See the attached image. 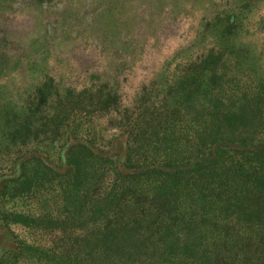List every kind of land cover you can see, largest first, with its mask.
Masks as SVG:
<instances>
[{"label": "trees", "instance_id": "16d2710c", "mask_svg": "<svg viewBox=\"0 0 264 264\" xmlns=\"http://www.w3.org/2000/svg\"><path fill=\"white\" fill-rule=\"evenodd\" d=\"M228 49L188 55L130 102L118 66L80 90L46 81L0 139V235L12 239L0 264H264V49ZM17 228L84 229L106 259L53 253Z\"/></svg>", "mask_w": 264, "mask_h": 264}, {"label": "rangeland", "instance_id": "374dc122", "mask_svg": "<svg viewBox=\"0 0 264 264\" xmlns=\"http://www.w3.org/2000/svg\"><path fill=\"white\" fill-rule=\"evenodd\" d=\"M262 23L264 0H0V139L48 80L61 90L71 83L80 90L95 69L107 70L117 80L120 74L114 71L120 68L119 82L130 102L142 84L151 86L160 72H171L188 55L218 41L225 42L231 55L263 50ZM50 136L43 138V146L50 144L47 149L58 142ZM46 151L58 164V153ZM41 201L30 204L35 213L46 210L44 196ZM15 231L31 244L52 247L53 253L66 247L76 257L106 259L84 229ZM11 240L0 235V253L12 246Z\"/></svg>", "mask_w": 264, "mask_h": 264}]
</instances>
